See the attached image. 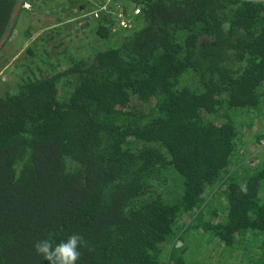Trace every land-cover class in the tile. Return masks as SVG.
Instances as JSON below:
<instances>
[{
    "label": "trees",
    "instance_id": "1",
    "mask_svg": "<svg viewBox=\"0 0 264 264\" xmlns=\"http://www.w3.org/2000/svg\"><path fill=\"white\" fill-rule=\"evenodd\" d=\"M125 1L143 11L116 47L0 96V264H48L33 244L72 232L94 247L77 264H205L206 239L264 264V155L237 154L264 109V3Z\"/></svg>",
    "mask_w": 264,
    "mask_h": 264
},
{
    "label": "rangeland",
    "instance_id": "2",
    "mask_svg": "<svg viewBox=\"0 0 264 264\" xmlns=\"http://www.w3.org/2000/svg\"><path fill=\"white\" fill-rule=\"evenodd\" d=\"M257 1L264 3V0ZM28 2L31 9L20 12L11 37L0 51V96L7 92H15L24 80L42 79L54 74V71L67 70L75 61L92 57L96 50L117 46L123 36L120 32L122 29L114 21L106 19L101 23L85 17L83 14L87 11L85 13L83 0H28ZM129 8L130 6L126 11H129ZM107 21H111L110 24H107ZM102 25L111 32H105V35L110 37V44L107 42L108 39L99 34L100 28L104 29ZM136 26L137 20L129 30ZM247 116L249 118L244 122L249 123L250 127L246 126L243 131L240 130L237 154L240 163L254 164L259 156L264 155L262 137L264 109L254 114L248 113ZM259 135L261 138L257 139ZM239 172L241 173V168ZM208 198L215 202L213 209L207 208L213 214L212 218L223 217L225 201L223 199L215 201L211 195L210 197L208 195ZM177 246L182 247L183 244L179 242ZM203 247L209 252L207 258H203L205 264H247V258L243 256L244 250L238 249L236 252L231 248V253L228 254L229 249L214 243L211 239H206Z\"/></svg>",
    "mask_w": 264,
    "mask_h": 264
},
{
    "label": "clouds",
    "instance_id": "3",
    "mask_svg": "<svg viewBox=\"0 0 264 264\" xmlns=\"http://www.w3.org/2000/svg\"><path fill=\"white\" fill-rule=\"evenodd\" d=\"M25 1L28 2V0ZM83 1L86 8V0ZM23 10L25 9L22 7L21 11ZM241 190L243 191L244 188L242 187ZM82 248L89 252L94 251L90 241L78 232H72L65 240H61L55 245L48 239L37 240L33 244L35 254L42 257L48 264H77L81 258L80 249Z\"/></svg>",
    "mask_w": 264,
    "mask_h": 264
},
{
    "label": "built area",
    "instance_id": "4",
    "mask_svg": "<svg viewBox=\"0 0 264 264\" xmlns=\"http://www.w3.org/2000/svg\"><path fill=\"white\" fill-rule=\"evenodd\" d=\"M85 17L93 20L114 21L122 30H129L143 11V6L136 2L125 0H86ZM130 6L129 11L126 8ZM23 9H31V4L25 2Z\"/></svg>",
    "mask_w": 264,
    "mask_h": 264
},
{
    "label": "water",
    "instance_id": "5",
    "mask_svg": "<svg viewBox=\"0 0 264 264\" xmlns=\"http://www.w3.org/2000/svg\"><path fill=\"white\" fill-rule=\"evenodd\" d=\"M25 0H18L17 4L12 12V15L10 17L8 29L6 33L4 34L3 38L0 40V51L3 49L4 45L8 41V39L11 37L12 29L14 27V22L17 19L19 13L21 12V9L23 7Z\"/></svg>",
    "mask_w": 264,
    "mask_h": 264
},
{
    "label": "flooded vegetation",
    "instance_id": "6",
    "mask_svg": "<svg viewBox=\"0 0 264 264\" xmlns=\"http://www.w3.org/2000/svg\"><path fill=\"white\" fill-rule=\"evenodd\" d=\"M20 14V13H19ZM9 40V39H8Z\"/></svg>",
    "mask_w": 264,
    "mask_h": 264
}]
</instances>
